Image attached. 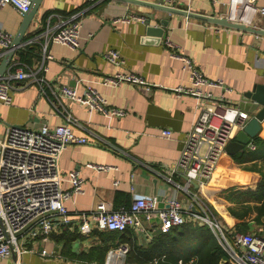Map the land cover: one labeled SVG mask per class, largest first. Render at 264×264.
Returning a JSON list of instances; mask_svg holds the SVG:
<instances>
[{"label": "crops", "instance_id": "obj_1", "mask_svg": "<svg viewBox=\"0 0 264 264\" xmlns=\"http://www.w3.org/2000/svg\"><path fill=\"white\" fill-rule=\"evenodd\" d=\"M184 6L219 17L235 10L239 22L264 28V15L260 11L264 0L217 3L191 0ZM36 15L26 32L25 43L35 39L41 30L56 29L60 18L68 17L81 22V46L74 49L50 41L44 52L43 46L35 43L40 45V57H33L28 66L38 72V77H45L46 92L37 82L13 81L12 103H0V140L8 125L36 130L44 123L52 128L61 125L65 118L60 112L68 110L80 124L74 127L75 133L89 140L70 144L64 150L60 170L65 175L77 171L84 179L83 191L67 201L73 216L70 222H57L48 235L28 237L25 252L17 255V260L13 262L10 256L0 264H105L115 242H104L100 232L106 230L93 227L89 234L81 233L79 215L129 206L136 196L154 197L159 207L166 206L173 198L190 205L192 196L178 185L185 181L184 171L179 167L185 137L201 110L213 105L221 108L225 104L240 108L238 104L244 94L264 83V35L121 0H43ZM125 15L131 20H117ZM23 17L7 5L0 10V27L15 37ZM150 17L156 26L166 23L163 37L148 34ZM167 39L176 48L168 47ZM8 49L0 47V63ZM110 50L121 54L122 64L107 59L106 52ZM172 50L184 52L193 68L204 77L221 79L233 91L203 86L205 94L212 93L208 99L212 103L207 101L204 106H199L190 94H179L177 87L192 86V69L174 57ZM14 62H19L17 54L8 70H14ZM116 72L135 73L153 84L150 89L127 81L115 86L93 84L105 97L107 107L123 109V115L108 117L100 111L90 113L86 105L68 98L61 99L59 109L53 105L52 88L59 90L61 85H68L82 93L85 80L97 82ZM165 130L172 131L170 137L163 135ZM258 137L264 138V128ZM254 139L244 150L222 156L209 186L201 194L206 206L214 208L224 229L232 235L245 231L264 236V215L260 216L258 209L264 203V190L259 189L264 181V145L255 143ZM89 164L110 168L97 170ZM169 177L174 181H169ZM64 187L71 189L70 181H65ZM191 189L195 191L196 186L192 185ZM158 224L155 216L140 229L129 228L136 243L146 245L162 230ZM77 235L81 239H76ZM99 249L106 253L81 256ZM180 261L183 259H179V264Z\"/></svg>", "mask_w": 264, "mask_h": 264}, {"label": "built area", "instance_id": "obj_2", "mask_svg": "<svg viewBox=\"0 0 264 264\" xmlns=\"http://www.w3.org/2000/svg\"><path fill=\"white\" fill-rule=\"evenodd\" d=\"M190 1L163 0L161 4L190 10L188 6L186 8L184 6ZM212 1L219 2V0ZM32 2L33 0H0V10L11 5L22 15L30 9ZM260 11L264 15V7L260 8ZM117 20L130 21L131 19L125 15ZM80 27L79 20L61 17L56 29L41 30L35 39L30 40V43H23L21 48L28 44L40 43L45 52L51 41L77 49L81 46ZM13 37V34L0 27L2 49L10 48ZM166 45L171 48L177 46L170 39L166 40ZM171 54L181 59L186 68L192 69V86L177 87L175 90L179 94L194 96L199 106L207 104L212 95V93L205 94L202 90L203 86L209 85L233 91V88L226 86L221 79L204 77L193 68L191 59L184 52L172 50ZM47 55L52 58L51 54ZM106 57L113 64L123 63L121 54L116 50L106 52ZM19 65L20 62H14L12 65L15 67L14 70L11 71V68L7 70L0 81V103L3 105L12 103L14 80L37 82L46 92L43 85L46 82L45 77H38V72L30 69L26 64ZM42 68L46 69V67ZM85 81L87 84L82 93L78 91V88L68 85H61L59 90L52 88L53 105L59 109L58 104L61 103V99L68 98L86 105L90 113L100 111L108 117L119 116L123 115L125 110L119 108L110 110L106 105L105 97L93 84L115 86L127 81L142 84L147 89L153 85L135 73L121 72L106 75L97 82ZM208 103L212 102L208 101ZM60 113L65 118L61 125L52 128L44 123L37 130L28 126L8 125L4 138L0 140V263L10 258L13 253L23 254L28 237L38 234L48 235L57 222L64 223L72 220L73 216L67 207V201L83 191L84 179L77 171H71L67 175L61 173L60 158L70 144L86 143L89 139L75 133L74 127L80 125L77 118L68 110ZM252 115L230 104H225L221 108L213 105L200 111L185 137L179 161V167L184 171L185 181L183 185H178L192 196L190 205H185L181 200L173 198L167 202L166 206L159 207L154 197L136 196L129 207L100 209L90 214L82 212L79 215V231L89 234L93 227L98 230L119 231L130 226L137 230L155 216L159 227L164 231L174 225L193 221L198 224H207L214 230L223 248L230 254V264H264V236L237 231L231 240L227 237L228 231L224 229L225 226L221 220L201 198L222 156L227 154L226 146L235 139L237 132L244 129ZM261 123L264 128V119ZM171 134L170 130L163 131L166 137H170ZM89 167L97 170L110 168V166L92 164H89ZM65 181H70L71 189H65ZM169 181H174V178L169 177ZM192 185L196 186L195 191L191 189ZM128 252V244L119 243L116 247L109 249L105 264H126ZM192 263L193 260L188 262V264ZM180 264L183 262L180 261Z\"/></svg>", "mask_w": 264, "mask_h": 264}, {"label": "trees", "instance_id": "obj_3", "mask_svg": "<svg viewBox=\"0 0 264 264\" xmlns=\"http://www.w3.org/2000/svg\"><path fill=\"white\" fill-rule=\"evenodd\" d=\"M39 48L40 45L35 43L20 48L17 51V61L20 62L19 66L31 64L33 57H40V52H38ZM254 142L259 145H264V138L262 139L257 136ZM241 160H244V158ZM259 189L264 190V181ZM209 208L218 216L214 208ZM258 209L260 211L259 215H264V203ZM100 235H103L104 242H109L110 240L113 243L115 242L112 247H116L119 243L128 244L129 252L127 254L126 264H153L155 262L156 264H179L178 261L181 258L184 264H188L191 258H194L192 264H230V254L223 248L216 233L207 224L188 221L182 225H174V227L167 231L160 230L157 236L146 245L136 243L134 232L129 227L119 231H103L100 232ZM226 235L231 240L233 239L234 235L230 232L226 233ZM76 237L78 239L80 235ZM66 240L71 241L72 239ZM101 253L104 254L106 251L99 249L97 252H91L88 255L81 256L95 257Z\"/></svg>", "mask_w": 264, "mask_h": 264}, {"label": "water", "instance_id": "obj_4", "mask_svg": "<svg viewBox=\"0 0 264 264\" xmlns=\"http://www.w3.org/2000/svg\"><path fill=\"white\" fill-rule=\"evenodd\" d=\"M128 3H137L140 5H144L147 7L156 8L159 10H163L166 12H172L178 15H182L185 17L195 18L201 21H207L219 26H227L230 28H235L238 30H246L258 35H264V28L256 27L251 22H239L235 18V10L232 11L230 15L223 16H215L209 15L207 13H199L192 10H184L176 7L166 6L160 3L155 2H146L143 0H121ZM43 0H33L30 9L23 13L22 23L16 32V35L13 39V42L8 50L5 51V56L0 63V81L7 73L9 65L13 59V57L17 54V50L22 47L23 43H25L24 38L26 37V32L33 20L37 16V12L42 4ZM162 25L156 26L151 23V17L147 19V31L149 35H155L157 37H163L165 30L163 26L166 23L163 21ZM160 39V38H159ZM238 105L240 108L247 113L253 114L249 119L248 123L244 127L243 130L237 132L235 139L228 143L226 146V152L229 154H236L237 152L244 150L245 146L253 141V139L258 136L263 130L262 120L264 119V83L255 85L252 91L246 92L241 99ZM13 259L17 260V254L13 253Z\"/></svg>", "mask_w": 264, "mask_h": 264}, {"label": "rangeland", "instance_id": "obj_5", "mask_svg": "<svg viewBox=\"0 0 264 264\" xmlns=\"http://www.w3.org/2000/svg\"><path fill=\"white\" fill-rule=\"evenodd\" d=\"M12 261L14 262L15 260H14V259H12Z\"/></svg>", "mask_w": 264, "mask_h": 264}]
</instances>
